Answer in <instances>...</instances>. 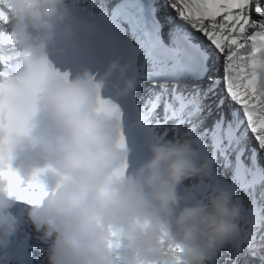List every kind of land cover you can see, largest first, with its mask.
Listing matches in <instances>:
<instances>
[{"label": "clouds", "instance_id": "1", "mask_svg": "<svg viewBox=\"0 0 264 264\" xmlns=\"http://www.w3.org/2000/svg\"><path fill=\"white\" fill-rule=\"evenodd\" d=\"M0 6L11 42L29 59L64 18L63 0H2ZM114 71L125 69L112 62L99 80L86 71L48 78L34 97L27 130L0 129V172L10 169L20 178L15 162L45 192L37 204L28 203L27 219L41 239H51L48 264H209L239 234L240 207L224 190L203 199L178 195V186L205 180L213 164L197 158L198 137L191 132L153 142L150 158L126 174L116 116L100 98L101 81ZM121 83L118 94L137 82ZM19 201L0 177V248L14 231L9 209Z\"/></svg>", "mask_w": 264, "mask_h": 264}, {"label": "snow or ice", "instance_id": "2", "mask_svg": "<svg viewBox=\"0 0 264 264\" xmlns=\"http://www.w3.org/2000/svg\"><path fill=\"white\" fill-rule=\"evenodd\" d=\"M153 7L167 28L182 37L200 78L199 100L216 150L235 158L243 188L239 234L221 247L210 264H264V0H155ZM0 22L7 16L0 11ZM19 60L24 70L0 81V129L27 130L34 97L54 72L44 58L10 55L0 43V62ZM16 199L37 204L45 195L33 179L23 182L10 169L0 172ZM261 188L260 191H257Z\"/></svg>", "mask_w": 264, "mask_h": 264}, {"label": "bare ground", "instance_id": "3", "mask_svg": "<svg viewBox=\"0 0 264 264\" xmlns=\"http://www.w3.org/2000/svg\"><path fill=\"white\" fill-rule=\"evenodd\" d=\"M1 5H2V3H1ZM0 10L5 11L6 15H8L6 9L3 8L2 6H0ZM2 25L4 26V24L0 22V26H2ZM183 86L188 87L189 85L188 84H183ZM163 90H165L164 86L162 87L161 85H157V86H154V87H151V85L150 86L145 85V88L142 90V95L145 96V103L147 104L148 108L143 111V119L148 124V126L151 129H153V131L155 133V136H156L155 137V141L163 139V140H168V141L174 142V140H173V136L174 135H170L171 137L169 139L163 136V131L165 130V127H163L161 125H158V123L155 121V116L157 115V111L154 112L153 110L150 109V106L152 104H151V102L149 103V100H148L149 97H151L153 95V93L155 94L156 92L163 91ZM179 95H181L180 87H179ZM187 110H188V106L184 109L183 113H186L189 116L190 114L187 112ZM176 115L174 113H172V115H171V119H173V117H174V122H171L172 126H170V127H172V132L173 133L175 132L174 131V127H176V125H177V129H178V133L181 132L183 134L185 132H191V133H193L196 136L200 133V129L198 128V123H199V121L201 120L202 117L193 116V117L189 118L186 121L185 124H182L183 123V122H181L182 118H180L179 115L178 116H176ZM203 119L206 121V118H203ZM171 124H169V125H171ZM228 161H230L232 165L235 164L234 163V158H232V157H228ZM191 181H193V180H188L187 184L191 183ZM187 184H186V186H188ZM206 195L198 194L197 192H195V193L193 192V196L195 198L203 199V197H205ZM31 239L35 240V238H33V237ZM17 241L20 243V241L18 239H17ZM10 243H12V242H10ZM13 243H15L13 246H10V245L7 246L8 249L13 250L17 245H19V246L22 245V244H18L16 242H13ZM50 243H48V245H50ZM35 253L37 254L38 257H41L42 253L45 254V252L42 251L41 249L40 250L39 249H35ZM47 253H48V251H47ZM38 254H40V255H38ZM43 262H45V264L47 263L46 257L43 258ZM209 264H210V262H209Z\"/></svg>", "mask_w": 264, "mask_h": 264}, {"label": "rangeland", "instance_id": "4", "mask_svg": "<svg viewBox=\"0 0 264 264\" xmlns=\"http://www.w3.org/2000/svg\"><path fill=\"white\" fill-rule=\"evenodd\" d=\"M4 251H5V250L3 249L2 252L4 253ZM13 252H14V251H13Z\"/></svg>", "mask_w": 264, "mask_h": 264}]
</instances>
